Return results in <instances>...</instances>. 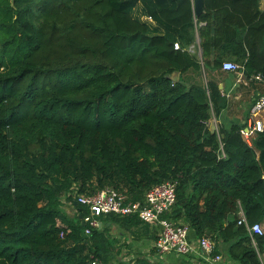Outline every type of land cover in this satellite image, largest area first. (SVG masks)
I'll return each mask as SVG.
<instances>
[{
    "label": "trees",
    "instance_id": "obj_1",
    "mask_svg": "<svg viewBox=\"0 0 264 264\" xmlns=\"http://www.w3.org/2000/svg\"><path fill=\"white\" fill-rule=\"evenodd\" d=\"M240 72L246 116L227 128L220 84ZM258 74L261 0H204L199 14L194 0H0V264H164L113 258L109 222L151 225L109 213L86 235L78 197L112 188L142 201L168 180L177 201L164 217L262 264L264 233L248 226L264 221V131L242 133Z\"/></svg>",
    "mask_w": 264,
    "mask_h": 264
},
{
    "label": "built area",
    "instance_id": "obj_2",
    "mask_svg": "<svg viewBox=\"0 0 264 264\" xmlns=\"http://www.w3.org/2000/svg\"><path fill=\"white\" fill-rule=\"evenodd\" d=\"M175 47L180 48L178 42ZM223 68L229 72H238L241 65L234 61L227 60L223 64ZM256 81L264 84V77L260 74L255 76ZM252 115L264 111V96L257 99L252 107ZM264 131V122L261 119L253 120L242 133L248 139L258 132ZM126 194L116 191L112 188H105L93 195H79L78 202L88 206L89 213L83 216L85 223V234L90 235L92 228L100 225V217L109 213L119 215L137 214L142 221L159 227V236L156 246L163 254L174 252L183 256H190L192 253V245L189 241L190 226L186 223L177 224L174 221L164 217L165 214L171 212L177 201V181L168 180L151 188L144 200L127 201ZM239 223L247 224L245 213L241 211V219ZM250 234L264 233V227L261 223L248 226ZM200 245L204 249L207 256L204 261H197L194 264H218L222 256L215 253L216 243L209 238H202ZM97 261L93 262L96 264Z\"/></svg>",
    "mask_w": 264,
    "mask_h": 264
},
{
    "label": "crops",
    "instance_id": "obj_3",
    "mask_svg": "<svg viewBox=\"0 0 264 264\" xmlns=\"http://www.w3.org/2000/svg\"><path fill=\"white\" fill-rule=\"evenodd\" d=\"M264 0H261V8L264 9V5H262ZM142 7H138L135 11H141ZM146 19V16L143 17ZM246 76L243 72L231 74L229 78L221 83L224 94L229 99V107L223 111V114L220 117V123L224 124L227 128H229L233 123L236 122H244L247 110V102L245 101V93H247V89L243 88L241 90V83L246 82ZM254 99H259L264 96V93L259 89L253 91L251 95ZM261 119L264 122V111L258 113L256 116L252 115V111L249 116V125L253 123V120ZM218 123V122H217ZM255 137L252 135L247 140L251 142V138ZM66 212L69 215H73L75 213V209L70 204H66L65 206ZM83 219V218H82ZM83 224L84 220H83ZM182 224V223H181ZM111 226L110 235L112 238V251L111 255L113 258L121 260V261H130L137 258L139 255H145L153 261H160L164 264L166 263H177L183 260L188 261L190 264H194L197 261H204L205 253L204 249L200 245V238L197 236L194 230L190 228L189 232V241L192 245V253L190 256L179 255L174 252L163 254L159 251L156 246V241L158 239L159 227L157 225H151L150 231L147 232L145 230H138V233H133L132 230L127 229L126 227H121L117 223L112 224L108 223ZM264 225V221L261 223ZM99 227H103V223L100 222ZM264 227V226H263ZM222 259L218 264H240L239 261L233 259L226 251L218 252ZM262 264H264V252L260 255Z\"/></svg>",
    "mask_w": 264,
    "mask_h": 264
},
{
    "label": "water",
    "instance_id": "obj_4",
    "mask_svg": "<svg viewBox=\"0 0 264 264\" xmlns=\"http://www.w3.org/2000/svg\"><path fill=\"white\" fill-rule=\"evenodd\" d=\"M195 5V11L197 14L201 13L204 9V0H194ZM174 79H178V72L175 74ZM222 84H220V88H222ZM210 130L213 134L218 132V123L217 120L214 118L210 121L209 124ZM81 218H83V215H80Z\"/></svg>",
    "mask_w": 264,
    "mask_h": 264
},
{
    "label": "rangeland",
    "instance_id": "obj_5",
    "mask_svg": "<svg viewBox=\"0 0 264 264\" xmlns=\"http://www.w3.org/2000/svg\"><path fill=\"white\" fill-rule=\"evenodd\" d=\"M262 3H263L262 5H264V1H263ZM68 195L71 196V200L69 199L70 201H68V199L66 198V195H63V196H62V197H63V199H62L63 201H65V199H67V201L65 202V206H66V204H70V205H71V203H72V199H73L72 197L75 196L76 194L73 193V194H68ZM64 209L66 210L65 207H64ZM172 210H173V208H172ZM172 210H171V211H172ZM263 226H264V225H263Z\"/></svg>",
    "mask_w": 264,
    "mask_h": 264
}]
</instances>
